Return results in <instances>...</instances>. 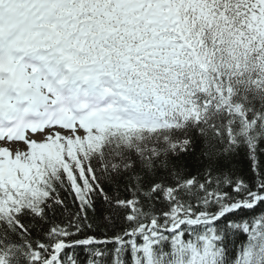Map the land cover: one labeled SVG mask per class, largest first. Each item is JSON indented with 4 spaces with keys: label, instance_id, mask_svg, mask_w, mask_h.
<instances>
[{
    "label": "snow or ice",
    "instance_id": "snow-or-ice-1",
    "mask_svg": "<svg viewBox=\"0 0 264 264\" xmlns=\"http://www.w3.org/2000/svg\"><path fill=\"white\" fill-rule=\"evenodd\" d=\"M0 264H264V0H0Z\"/></svg>",
    "mask_w": 264,
    "mask_h": 264
}]
</instances>
